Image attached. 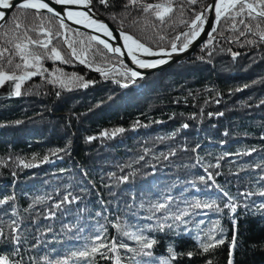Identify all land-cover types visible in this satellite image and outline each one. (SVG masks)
Returning <instances> with one entry per match:
<instances>
[{"label": "trees", "instance_id": "obj_1", "mask_svg": "<svg viewBox=\"0 0 264 264\" xmlns=\"http://www.w3.org/2000/svg\"><path fill=\"white\" fill-rule=\"evenodd\" d=\"M210 1L183 5V17L177 11L156 30L166 38L159 45L147 39L155 35L151 29L141 31L144 20L136 10L124 17V0H111L107 8L93 0L92 6L114 27L159 49L169 48V38L184 32L187 26L180 19L191 21ZM15 15L12 11L9 16ZM43 15L37 23L61 33L49 47L57 46L62 55L70 51L63 41L65 29V40L88 64L74 57H69L71 63L44 58L40 63L47 71L25 80L21 95L13 94L11 83L0 86V200L6 201L0 204V256L9 264H115L119 255L121 264H134L133 253L123 249L102 250L111 259L71 256L90 247L93 234L103 227L109 238L105 243L116 237L137 248L123 232L138 229L155 239L146 250L152 257H136L142 264H159L169 256V246L178 253L169 264H227L234 233L238 242L233 264H264V196L259 195L264 192V42L258 32H246L238 23L241 17L222 19L213 37L187 60L130 81L120 69L111 68H124L125 63L89 41L88 33L61 29L57 19L50 22L51 15ZM11 27L0 28V46L15 38ZM38 38L45 39L42 34ZM72 74L83 77L87 87L70 79ZM208 173L215 184L199 179ZM224 191L235 198L236 213L224 208ZM69 192L78 199L57 209ZM197 200H215L221 211L188 208ZM163 202L171 211L153 215L152 205ZM178 210L190 213L182 217L187 223L173 219ZM13 221L19 226L15 232ZM157 224L164 225L162 231ZM213 225V235L226 243L204 253L201 241ZM188 252L193 255L188 257Z\"/></svg>", "mask_w": 264, "mask_h": 264}, {"label": "snow or ice", "instance_id": "obj_2", "mask_svg": "<svg viewBox=\"0 0 264 264\" xmlns=\"http://www.w3.org/2000/svg\"><path fill=\"white\" fill-rule=\"evenodd\" d=\"M92 2L93 0H0V28L11 24L12 27L9 31L15 34L14 39L7 40L5 42L7 46H0V86L11 83L15 88V92L13 94L16 96L21 95V85L25 80L37 75L40 71H47V69L42 68L40 63L44 58L60 61L61 63H71L72 61L69 57H74L79 60V63L87 65V59L80 58L77 55V50L73 46V43H68L67 40H65V43H67L70 51L66 52L64 55L61 54V50H58L57 46L49 47L52 45L53 38L55 36H60L61 33L59 31L53 33L51 29L45 28L42 23H37V17L39 16L40 19L43 20V14L45 12L50 13L51 17H47V19L51 22L52 17L59 18L58 23L61 29L66 28L64 23V17H66L68 20L73 21V23L83 24L84 27L92 28L95 26L96 31H101L105 36L112 39L113 32L108 28V26L104 22L93 19L89 16L88 12L91 11L89 6ZM110 2L111 0H99V3L104 5L106 8L109 7ZM198 2L199 0H158V2L155 3L150 2V0H124L122 9L125 18H128V16L131 15L132 10H136L144 20L145 27L141 29V31L151 29L155 35L154 37H148L147 39L159 45L161 42H165L166 38L164 34H161L156 30L161 25H167L170 20H173L175 14L183 5H195ZM52 5L61 6L62 11H58ZM73 5L83 6L88 9V12L73 11L70 8V6ZM209 10H213L215 12V20L210 22L212 30L207 33L209 37H212V34L216 31V25L219 24L222 19L226 21H236V17H241L238 23L244 25L245 31L253 34H257L258 32L260 41L264 42V29H261V25H264V0H214L212 4H209L204 8L203 12H196L191 21L180 19L179 22L185 24L189 30L180 32L174 37L169 38L167 42L170 43V51L166 50L162 46L159 47L158 51H154L152 47L146 45L143 39L136 38L132 34L125 31H120L119 37L122 39L123 47L133 64H135L138 68H154L160 64L166 63L167 61L163 59L146 61L140 59L137 54L139 53L147 56L163 55L170 57L173 52L185 51L189 45L200 36L201 32L204 31V24L207 20L205 13ZM9 11L15 12L16 15L9 16ZM233 13H235V15H233ZM183 16L184 12L179 11V17ZM151 17L155 18V22L151 19ZM115 18L116 16L114 15L113 19ZM251 22H255L256 32H254L253 24ZM133 23L136 24L137 21L134 19ZM232 28L233 30L236 29L235 22L232 23ZM37 29H39V32H37ZM245 31H241L240 35L243 36ZM32 33H37V36L34 37L31 35ZM41 34L45 37V39L42 40L38 38ZM4 35L6 36L7 33H4ZM88 39L89 41H95L96 43L103 45V48L107 49L109 53H114L117 56L122 55L121 47H113L108 41L100 39L99 36H91L88 37ZM177 42H179V45ZM210 42L211 41H209V43ZM80 43L83 44V41ZM249 43H251V41H249ZM89 47H91V44ZM38 49H44L45 51L41 52L38 51ZM100 54L103 55L102 52ZM236 55L238 54H233L234 58ZM13 57L19 58V61L22 63L16 62ZM118 62L123 64L122 60ZM26 69H35V71H25ZM124 69L125 71L122 74L130 81H134L135 78L142 76L140 72L129 68L127 65H124ZM95 70L101 72L102 75H107V72L100 68H96ZM70 79L79 82L80 86L87 87V83L83 81V77L81 76L72 74ZM123 86L126 87L127 85L125 84ZM185 127H187V125H185ZM116 131L123 130L117 129ZM197 147H199V145H197ZM195 150L196 149H193V151ZM251 151H255V149H252ZM141 159H143V157H141ZM29 166L30 165L25 164V167ZM209 167H212V165H209ZM257 167L261 166L257 165ZM219 174L220 173H215V175ZM127 179V176L122 178L124 181ZM199 179L201 181H212L213 184H215L212 173H208L207 177L201 175ZM260 180L264 181V176H261ZM217 187L219 186L217 185ZM241 195L248 196L251 195V193H241ZM259 195L264 196V192H260ZM223 197L225 198L224 208L230 209L231 213H236L237 204L235 202V198L230 196L227 191L223 192ZM9 199H12V197H9ZM77 199V197L72 196V193L69 192L64 196L60 203L55 205V207L59 209L64 203H74ZM167 200L171 201L172 197L169 196ZM5 202V200H0V204H4ZM152 208L154 209L153 215L155 212H161L162 210L171 211L167 202L156 203L152 205ZM188 208L214 209L216 212L221 211L215 200L210 203L197 200L194 203L189 204ZM50 215H55V213H50ZM189 215L190 213L187 210H178L176 213H172L173 219L180 221L181 223H187L186 220H182V217H187ZM151 218L152 217L150 216L147 219ZM167 218V215L163 217V219ZM200 223L203 224L204 221L201 220ZM233 223L235 224L234 219ZM13 225H16V228L13 229L15 232L19 226L16 224V221H13ZM116 227L118 231L122 230L119 225ZM147 227L150 229L152 226L148 225ZM156 227L158 230L162 231L164 225L157 224ZM169 227L171 226L169 225ZM81 231H83V229H81ZM106 231L107 229H104L103 227L98 229L93 234L91 246H85L83 250L73 251L71 256L87 260L89 257L99 255L102 259H111V257L107 256L102 250L117 252L118 250L123 249L125 253H133V256L130 259L134 262V264H142L140 260L136 259L137 256H153L151 251L146 250H151L157 241L155 239L147 238L143 234L142 229H138L135 233L127 231L123 232L124 236L138 245L137 248L130 247L127 242L117 240L116 237H112L109 243H105L104 241L109 240V238L105 235ZM216 231L217 226L213 225V227L210 228L209 232L205 235L204 240L201 241V248L204 253H209L218 246L226 243L225 239L213 235ZM220 231L223 232L224 230L220 229ZM18 239L19 238L16 236L13 237L14 242H17ZM237 242L238 237L237 234L234 233L231 243L229 244V258L227 260V264H233L232 257L234 250L237 247ZM167 251L169 256L160 258L159 264H169V260H175L177 258L178 253L173 249V247L169 246ZM192 255V252L187 253L188 257H191ZM0 264H9L8 258L0 256ZM115 264H121V257L119 255L116 257ZM143 264H154V261H146L143 262ZM208 264H213V261L209 260Z\"/></svg>", "mask_w": 264, "mask_h": 264}, {"label": "water", "instance_id": "obj_3", "mask_svg": "<svg viewBox=\"0 0 264 264\" xmlns=\"http://www.w3.org/2000/svg\"><path fill=\"white\" fill-rule=\"evenodd\" d=\"M213 2H214V0H211L207 5L212 4ZM52 6L55 7L58 11H62L61 6H59V5H52ZM89 7L91 8L90 12H88V9L84 8L83 6H78V5L70 6L71 10H73V11L88 12L89 16L92 17L93 19H97L99 21L104 22L108 26V28L113 32V38L112 39L105 36L101 31H96L95 26H93L92 28L84 27L83 24L73 23V21L68 20L66 17H64V23H65L66 27L80 31L82 33H84V32L88 33L90 35V37L91 36H99L100 39L108 41L113 47H117V46L121 47L122 55L117 56L114 53H110V54L116 56L118 59L120 58L125 63V65H127L129 68H132L133 70L138 71L142 74L141 77L135 78L134 81L142 80L143 78L147 77L150 74H153L154 72H162L166 68L175 64L176 62L187 60V58L190 57L195 52V50L198 48L199 45H201L202 43L207 41L209 38H211L207 35V33L212 30V26H211L210 22L215 20V12L213 10H209L208 14H207V20L205 21V24H204V31L201 32L200 36L195 41H193L192 44H190L189 47L185 51L173 52V53H171L170 57L169 56H163V55L162 56H147V55H141L138 53L137 55L139 56V58L146 60V61L159 60V59H163V60L167 61L166 63L160 64L154 68H138L135 64L132 63L131 59L128 57L127 52L123 47V41L119 37V32L124 31V30H122L118 27L117 28L114 27L107 18L100 15L95 10V8L92 6V4ZM203 10L201 12H203ZM11 12L12 11H9V15ZM44 14L51 15L50 13H46V12ZM54 18L57 19V21L59 20V18H57V17H54ZM218 25L219 24L216 25V28ZM185 30H189L188 27H186ZM213 35L214 34H212V37H213ZM65 38H66V33H65V29H64L63 41L65 40ZM177 43H179V42H177ZM101 46L103 47V45H101ZM165 49L170 51V47L165 48ZM104 50L107 51V49H104ZM153 50L158 51L159 49L153 48ZM111 68H115L118 70L120 69L122 72L125 71V69L120 65H113ZM106 72H108V71H106ZM97 73L101 74V72H97Z\"/></svg>", "mask_w": 264, "mask_h": 264}, {"label": "rangeland", "instance_id": "obj_4", "mask_svg": "<svg viewBox=\"0 0 264 264\" xmlns=\"http://www.w3.org/2000/svg\"><path fill=\"white\" fill-rule=\"evenodd\" d=\"M64 42H65V40H64Z\"/></svg>", "mask_w": 264, "mask_h": 264}]
</instances>
